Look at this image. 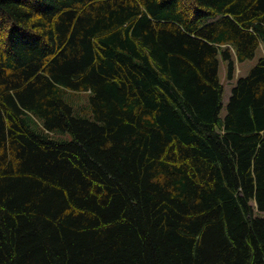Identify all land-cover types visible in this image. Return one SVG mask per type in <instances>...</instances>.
<instances>
[{
	"label": "trees",
	"instance_id": "1",
	"mask_svg": "<svg viewBox=\"0 0 264 264\" xmlns=\"http://www.w3.org/2000/svg\"><path fill=\"white\" fill-rule=\"evenodd\" d=\"M0 264H264V0H0Z\"/></svg>",
	"mask_w": 264,
	"mask_h": 264
},
{
	"label": "rangeland",
	"instance_id": "2",
	"mask_svg": "<svg viewBox=\"0 0 264 264\" xmlns=\"http://www.w3.org/2000/svg\"><path fill=\"white\" fill-rule=\"evenodd\" d=\"M260 54L258 53L255 58L248 59L243 62H237L236 63V72L235 76L232 80L229 79L227 72V62L220 60V76L222 78L223 83H225V93H224V104L226 105L228 103V98H230L233 85L236 84L237 79L239 76H246L250 69L258 62ZM75 102V114L78 116H86V117H92L93 112L90 109V94L88 92H79L77 95L74 96ZM226 109L224 108L221 112L222 115H225ZM93 118V117H92ZM65 138H71V135L69 133L63 134Z\"/></svg>",
	"mask_w": 264,
	"mask_h": 264
}]
</instances>
